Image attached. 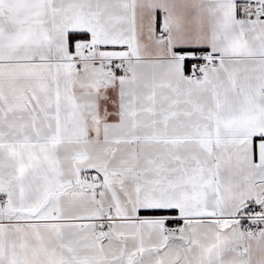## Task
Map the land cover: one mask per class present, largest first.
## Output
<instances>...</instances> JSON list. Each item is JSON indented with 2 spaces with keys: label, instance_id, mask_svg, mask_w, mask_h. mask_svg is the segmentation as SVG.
Listing matches in <instances>:
<instances>
[{
  "label": "snow or ice",
  "instance_id": "6c2138e0",
  "mask_svg": "<svg viewBox=\"0 0 264 264\" xmlns=\"http://www.w3.org/2000/svg\"><path fill=\"white\" fill-rule=\"evenodd\" d=\"M0 264H264V0H0Z\"/></svg>",
  "mask_w": 264,
  "mask_h": 264
}]
</instances>
